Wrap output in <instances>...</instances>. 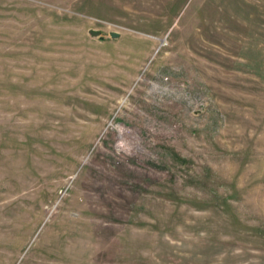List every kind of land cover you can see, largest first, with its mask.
<instances>
[{"label": "rangeland", "instance_id": "374dc122", "mask_svg": "<svg viewBox=\"0 0 264 264\" xmlns=\"http://www.w3.org/2000/svg\"><path fill=\"white\" fill-rule=\"evenodd\" d=\"M0 264H264V0H0Z\"/></svg>", "mask_w": 264, "mask_h": 264}, {"label": "water", "instance_id": "95a60500", "mask_svg": "<svg viewBox=\"0 0 264 264\" xmlns=\"http://www.w3.org/2000/svg\"><path fill=\"white\" fill-rule=\"evenodd\" d=\"M111 35L112 36H118V32H112Z\"/></svg>", "mask_w": 264, "mask_h": 264}]
</instances>
